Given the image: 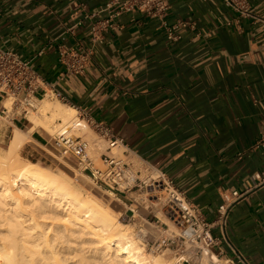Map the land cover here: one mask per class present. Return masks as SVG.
I'll list each match as a JSON object with an SVG mask.
<instances>
[{"label":"crops","instance_id":"1","mask_svg":"<svg viewBox=\"0 0 264 264\" xmlns=\"http://www.w3.org/2000/svg\"><path fill=\"white\" fill-rule=\"evenodd\" d=\"M106 1L0 0V49L29 60L67 105L108 125L130 155L164 172L208 220L225 201L221 248L264 264V151L251 149L264 135V23H235L222 0H169L165 24H193L178 28L179 38L136 12L115 18L92 45L91 25L105 14L89 16ZM250 4L264 18V0ZM73 46L92 47L83 75L65 74L58 62L59 48ZM35 148L53 150L40 129L20 150Z\"/></svg>","mask_w":264,"mask_h":264},{"label":"built area","instance_id":"2","mask_svg":"<svg viewBox=\"0 0 264 264\" xmlns=\"http://www.w3.org/2000/svg\"><path fill=\"white\" fill-rule=\"evenodd\" d=\"M231 9L236 18H253L264 23L252 13L250 0H222ZM169 10V0H108L90 14V18L105 14L102 19L91 25V43L102 41V32L113 26L115 18L125 13H142L165 24ZM88 17V16H87ZM190 26L182 20L166 25L167 38L177 39L175 31L180 27ZM92 47L73 46L59 48L58 62L65 74L83 75L90 66ZM43 99L56 100L67 104L64 95L55 84H49L31 67L29 60L9 50L0 49V114L10 119L12 123L27 121V115L37 110L38 102ZM9 100L10 107L4 101ZM76 109L74 118L65 124H59L53 135H49L52 149L62 159L71 157L73 166L87 177L95 186L112 191L117 200L128 201L130 215L133 220L140 217L143 225L155 227L156 233H149L155 240L158 249H169L173 257L169 264H247L237 252L236 257H228L221 243H227L226 221L227 205L224 201L217 210L214 220L210 221L201 209L190 202L184 192L177 188L174 182L162 171L146 161L130 155L123 148V138L116 135L104 122L96 121L83 109ZM90 129L97 136L100 153L99 164L90 155L92 143L79 134L84 129ZM122 148V156L113 149ZM264 151V135L253 144L251 149ZM255 178L261 179L260 174ZM248 187L251 182L247 181ZM233 196H240L237 191ZM160 207L164 217L170 224L162 221L154 209ZM142 209L146 214L139 216ZM214 255L216 261L211 258Z\"/></svg>","mask_w":264,"mask_h":264},{"label":"bare ground","instance_id":"3","mask_svg":"<svg viewBox=\"0 0 264 264\" xmlns=\"http://www.w3.org/2000/svg\"><path fill=\"white\" fill-rule=\"evenodd\" d=\"M37 112L42 121L29 116L27 129L15 127L0 151V264H167L147 253L130 227L99 200L20 156L36 127L51 133L53 122L69 123L76 109L60 101L38 102Z\"/></svg>","mask_w":264,"mask_h":264},{"label":"rangeland","instance_id":"4","mask_svg":"<svg viewBox=\"0 0 264 264\" xmlns=\"http://www.w3.org/2000/svg\"><path fill=\"white\" fill-rule=\"evenodd\" d=\"M40 104H55L58 101L56 100H49V99H43L39 101ZM61 103V102H60ZM6 104V101H5ZM7 104L9 106V101H7ZM31 115H35L36 120L41 122V118L36 111L30 113L27 115V118ZM24 126H22V130H26L28 125V121H22ZM14 123H12L8 118H5L3 115L0 114V151L4 150L6 146L8 145L11 135L13 133V129L15 128L13 126ZM59 121H55L51 125L52 132L48 133L40 126L36 127V129L42 130L45 134L53 135L55 129L58 127ZM79 134H82L83 137L90 141H97V144L94 142L91 145L90 148V155L96 159V163L99 164L98 155L101 150H99V140L95 133H93L90 129L86 128V130H82ZM30 138V137H29ZM32 154L26 155L25 151H19L20 156L25 160L37 162L42 167H48L51 170H54L59 175H61L63 178L67 179L71 183H74L78 187H81V189L85 192H87L88 195H90L93 199L99 200L98 202L104 205L107 210L115 215L118 220L127 226L130 227L132 230L133 235L140 240V242L143 244L144 249L147 253L153 255V256H160L169 264L173 257V252L169 249H158L157 244L155 243V239L149 234H155L156 229L152 226L143 225L140 217H136L135 220L126 217L123 215V210L126 208L124 205V200H117L114 196H109L103 188H99L95 186L87 177H85L80 171L76 170L75 167L71 162L66 163L64 159L60 158V156L54 151V150H41V149H33ZM113 152H117L120 156H122V148L120 149H113ZM135 162L138 161L137 158H133ZM139 216L146 214V212L142 209L138 212ZM154 214H156L162 221L166 222L167 224H170L169 221L164 217L162 214L160 207H157L154 209ZM221 264H224V262L221 260Z\"/></svg>","mask_w":264,"mask_h":264}]
</instances>
